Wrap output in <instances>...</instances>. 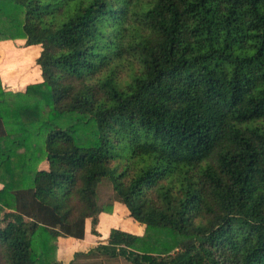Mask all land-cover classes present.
<instances>
[{
    "label": "trees",
    "instance_id": "trees-1",
    "mask_svg": "<svg viewBox=\"0 0 264 264\" xmlns=\"http://www.w3.org/2000/svg\"><path fill=\"white\" fill-rule=\"evenodd\" d=\"M0 1L43 76L0 135L47 130L31 186L0 164V264H264V0Z\"/></svg>",
    "mask_w": 264,
    "mask_h": 264
},
{
    "label": "crops",
    "instance_id": "crops-1",
    "mask_svg": "<svg viewBox=\"0 0 264 264\" xmlns=\"http://www.w3.org/2000/svg\"><path fill=\"white\" fill-rule=\"evenodd\" d=\"M4 6L5 8H11L15 5L11 1H0V16L5 15V12L3 11ZM5 27L6 25L0 21V28L4 29ZM12 34V37H5L2 33H0L1 84L5 92L13 93L4 97L2 101L0 100V110L1 108H7L10 103H22V99L20 100L22 97L21 92L25 91L28 85L43 80L42 70L37 63V58L41 54L42 46L40 44L28 45L24 36L17 35V33ZM15 52H17V54L19 53L18 55L20 56H17ZM28 52L29 55H31V59H29V61H22L23 54ZM15 57L16 59H14ZM17 99L20 101L16 102ZM0 114L3 115V112L0 111ZM46 133L47 130L39 128L37 120H35L25 124L24 132H13L0 135V164L5 161L4 158L7 156V158L22 157L23 161L20 165L17 166L14 163H11L9 166L12 167V171L14 173L21 167V178L24 187L32 185L33 173L39 168V166H42L43 161L46 158V152L44 149V139ZM7 171L10 172L9 169H7ZM14 181L15 183H18L17 176L14 177ZM3 185L4 184L0 182V189L3 188ZM10 211L12 210L6 209L3 213H0V219L3 217L5 212ZM109 222L111 225L113 222L112 219H109ZM101 227H103V222L100 224V230L102 229ZM106 231L108 230L102 229L103 236H106ZM77 240H88L90 242L94 241V244H97V239L90 234H88L84 239ZM94 244L92 243V245Z\"/></svg>",
    "mask_w": 264,
    "mask_h": 264
},
{
    "label": "rangeland",
    "instance_id": "rangeland-1",
    "mask_svg": "<svg viewBox=\"0 0 264 264\" xmlns=\"http://www.w3.org/2000/svg\"><path fill=\"white\" fill-rule=\"evenodd\" d=\"M103 199L107 200L108 195L110 194V188L107 186L103 187ZM58 247L56 249V255L58 259L69 261L75 257L76 252L86 253L90 251L92 243L94 241H80L72 237H58L55 240ZM81 264H99L103 261V264H132L131 262L127 261L124 258H116V259H102L96 258L93 256L84 257L81 256L76 259Z\"/></svg>",
    "mask_w": 264,
    "mask_h": 264
},
{
    "label": "bare ground",
    "instance_id": "bare-ground-1",
    "mask_svg": "<svg viewBox=\"0 0 264 264\" xmlns=\"http://www.w3.org/2000/svg\"><path fill=\"white\" fill-rule=\"evenodd\" d=\"M26 50H28V49H26ZM22 51H23V50H22ZM29 51H30V50H29ZM30 53H31V52H30ZM15 54H17V52H15ZM15 54H14V55H15ZM18 54H19V53H18ZM18 54H17V56H20V55H18ZM30 56H31V55H29V52L23 54V59H22V61H29V59H31ZM34 56H35V55H34ZM10 57H11V56H10ZM14 59H16V57H15ZM15 65H16V64H15ZM11 66H12V65H11ZM24 66H25V65H24Z\"/></svg>",
    "mask_w": 264,
    "mask_h": 264
}]
</instances>
